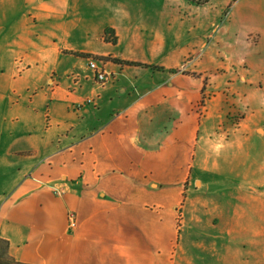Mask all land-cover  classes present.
<instances>
[{
	"label": "crops",
	"instance_id": "obj_1",
	"mask_svg": "<svg viewBox=\"0 0 264 264\" xmlns=\"http://www.w3.org/2000/svg\"><path fill=\"white\" fill-rule=\"evenodd\" d=\"M80 1L22 0L3 14L0 263L264 264V201L251 185L192 183L196 162L207 174L214 163L229 97L251 108V45L236 36L264 34L253 20L264 0L239 3L219 31L234 0H164L162 11L87 21ZM210 32L214 74H176ZM91 60L110 74L104 85ZM233 136L221 148L234 150Z\"/></svg>",
	"mask_w": 264,
	"mask_h": 264
},
{
	"label": "rangeland",
	"instance_id": "obj_2",
	"mask_svg": "<svg viewBox=\"0 0 264 264\" xmlns=\"http://www.w3.org/2000/svg\"><path fill=\"white\" fill-rule=\"evenodd\" d=\"M0 1H2L0 2V25H2L3 22L8 23V19L5 20L4 15L10 17L17 15V12H20L19 7L23 2L19 4V6H16V4L20 3L22 0ZM242 1L243 0H234L227 8H225V12L220 22L216 25L217 31L223 29L227 23L231 22L232 10L239 3L244 4L247 0ZM14 2H16L15 5L13 4ZM139 2H142L141 8L138 6ZM172 3L173 7L171 11L178 12L180 8L178 6L176 7V5H178L177 2ZM184 3L188 5L191 4L193 6L195 5L196 7L201 5L199 0H185ZM241 4H239V6ZM79 5L80 10H82L83 15H85L81 16L82 19L87 21V14L104 13L106 15L104 16L105 18H110L119 11L129 8H132L133 10L135 9V11H148L153 10L154 7H158L162 11L165 8L166 2L164 0H160L158 4L156 2V4H153L152 6L150 1L146 2L142 0H138L137 3L136 0H81ZM251 5H255L253 0H251ZM258 5L264 6V3H259ZM184 12L185 11H183V13ZM257 12L260 13L256 14V18L253 20L257 26H261L263 28L264 7ZM178 16L179 15L175 14L172 17L174 25L176 24L175 22L179 21V19H177ZM99 19L100 18H96V20ZM188 22L189 20H187V26ZM161 26L164 25L161 24ZM216 33L210 32L205 41L202 40L201 43H199L198 46L191 51V56L187 57L179 68L174 69L175 73L188 74L192 78L201 80L200 83H205L207 76L210 77V75L214 74L216 71H214L213 67H208V62L211 59L206 58V53H209L215 44L214 41L217 39ZM236 37L238 40H241L244 37L242 42L245 44L249 43L248 45H251V48H249L248 51L246 50V53H249L251 56V108H249L247 106L248 104L242 100V97H229L230 102L228 105L231 106L227 109L225 119L219 127L215 129V135L212 136L214 138H211L215 139V145L212 144V147L208 150L211 154H214L215 152L218 153L214 154L216 157H213L214 163L210 162V166H208V164H203L206 167L203 170H207L206 172L210 175L208 176L207 173L201 172L202 168H199L200 163L196 162L195 169H193V175L197 176V180L193 179L192 183L193 185L204 184L218 187H246L251 185V200L255 199L257 201H264V34L258 32L255 33L252 29L251 32L247 33L245 31H240ZM0 41H2V37H0ZM209 48L210 50L208 51ZM8 54L9 52L1 49L0 45V57H7ZM221 54L218 55V57L221 56L220 58H222L220 59V63L224 68L229 67L227 65L229 58L226 51ZM214 58L215 56L212 59ZM162 69V67H152L151 70L154 73L155 71ZM224 72L227 73L228 71L225 70ZM224 88V92L226 93L228 89H231V84L228 83ZM206 102H209V99L203 96L200 103L201 109H204ZM242 122L244 125H248L249 123L250 125L248 128L243 125L238 127V125ZM233 134V138L237 139L238 142V145H234V147H232L234 150H227L228 147L221 148L222 144L226 145L227 142L230 141V136Z\"/></svg>",
	"mask_w": 264,
	"mask_h": 264
},
{
	"label": "built area",
	"instance_id": "obj_3",
	"mask_svg": "<svg viewBox=\"0 0 264 264\" xmlns=\"http://www.w3.org/2000/svg\"><path fill=\"white\" fill-rule=\"evenodd\" d=\"M88 66L95 73L96 79L98 83H100V85H104L105 83L108 82L109 74L101 70L98 64L94 60L89 61ZM88 102H92V100L90 99L88 100Z\"/></svg>",
	"mask_w": 264,
	"mask_h": 264
},
{
	"label": "trees",
	"instance_id": "obj_4",
	"mask_svg": "<svg viewBox=\"0 0 264 264\" xmlns=\"http://www.w3.org/2000/svg\"><path fill=\"white\" fill-rule=\"evenodd\" d=\"M107 33H108V31H107ZM1 243H2V241H1ZM0 264H1V263H0ZM6 264H18V263H15V262L11 261V262H8V263H6Z\"/></svg>",
	"mask_w": 264,
	"mask_h": 264
}]
</instances>
